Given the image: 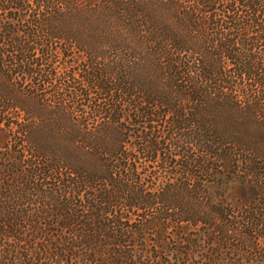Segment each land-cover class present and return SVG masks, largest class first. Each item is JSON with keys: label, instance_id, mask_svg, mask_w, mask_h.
<instances>
[{"label": "rangeland", "instance_id": "rangeland-1", "mask_svg": "<svg viewBox=\"0 0 264 264\" xmlns=\"http://www.w3.org/2000/svg\"><path fill=\"white\" fill-rule=\"evenodd\" d=\"M170 7L167 0H0V43L9 45L5 31L12 32L15 28L16 34H11V40L17 46H4L5 51L9 55L14 51L20 59L29 57L36 66L33 78L19 74L16 82H10L6 74L0 72V127H4V120L5 123H27L32 138L31 144L23 142L20 134L14 133L15 124H11V130H5L11 149L18 152L17 157L30 159V154L37 150L46 156L70 153L75 156V162L98 168L99 158L94 152L104 153L106 149L116 148L121 140L129 156L136 157V172L141 173L137 178L141 177L152 190L165 182L191 185L200 181L213 198L220 201L223 198L216 194L215 188L221 187L222 174V180L229 183L224 207L235 209L239 196L232 188L238 185L236 180L243 182L240 178L245 168L243 160L259 162L260 173L264 174V42L255 43L252 48L249 62L255 68L250 75H238L229 60L218 63L213 83H220L213 86L223 96L215 101L206 93L202 98L199 89L193 86H199V82L191 80L193 74L190 75L187 68H182L178 76L169 68L159 69V63L164 66L159 60L160 54L171 53L173 48L172 43L165 40L171 35L170 29L177 18L167 11ZM125 16L131 18L127 23ZM191 44L194 42L189 40L187 46ZM194 53H175L173 58L193 68L200 62L198 54ZM14 63L7 58L9 69ZM196 91L198 104L193 103ZM150 96L154 100L144 105ZM27 108L32 114H26ZM142 109L150 110L154 116L146 119V111ZM112 115L114 119L121 116L125 124L130 122L131 137L123 138L120 126L109 123ZM172 119H182L187 124L198 122L197 127L189 124L191 133L202 129L217 148L233 150L232 160L229 158L227 162L231 168L222 169L223 161L215 162L211 155L201 153V149H194L193 154L189 149L185 154L186 159H195L196 163L179 159L176 155L183 154V150L179 152L176 146L182 141L171 142ZM151 126L155 128L151 135L161 146L158 157L148 163L144 154L147 143L139 133L144 136ZM233 138L239 147L232 145ZM86 143L104 150L92 149L87 154L85 149L78 148ZM32 160V163L37 162L36 158ZM183 161H187L189 174L181 167ZM229 171L235 172L232 176L235 179L231 173L228 175ZM236 174L240 176L237 178ZM221 189L223 191V187ZM233 213L235 221H241L237 209ZM153 216H156L155 209L147 208L142 218ZM161 225H165L163 241L175 248L178 239L171 223ZM201 227L200 224L189 227L188 232L196 234L197 230L202 231ZM237 229V226L225 227L223 236H227L229 244L221 239L224 245L221 251L231 262L255 259L259 248L264 252L261 239L250 248L242 247ZM208 231L210 229L205 227L202 232L207 235ZM153 233L149 231V235ZM227 263H230L228 259Z\"/></svg>", "mask_w": 264, "mask_h": 264}, {"label": "trees", "instance_id": "trees-1", "mask_svg": "<svg viewBox=\"0 0 264 264\" xmlns=\"http://www.w3.org/2000/svg\"><path fill=\"white\" fill-rule=\"evenodd\" d=\"M167 3L171 6L167 11L177 18L170 29L171 35L167 34L165 39L172 43L173 48L169 44L172 52L160 54L159 60L164 66L159 63V69L169 68L178 76L182 68H187L189 74H193L191 80L199 82L197 86L190 80L201 97L208 93L217 101L218 97L222 98V93L213 86L220 83H213L218 63L229 60L238 75L244 76L255 68L249 59L254 44L264 42V0H167ZM130 20L129 16L124 17V22ZM12 29V32L5 31L9 45L0 43V72L6 74L10 82H16L19 74L33 78L36 66L29 57L20 59L14 51L10 55L5 51V47L17 46L11 40V34H16V29ZM189 40L194 42L191 47L187 46ZM194 51L200 62L193 68L173 58L175 53ZM7 58L15 62L11 69ZM147 98L144 105L154 100L151 96ZM194 98L193 103L198 104L197 91ZM25 111L27 115L32 114L28 108ZM145 111L146 119L154 116L150 110ZM108 119L112 120L110 124L120 126L123 138L132 136L128 132L129 121L125 124L121 116L114 119L113 115ZM5 122L4 127H0V264H228L227 259L229 264H264L261 248L257 249L255 259L248 258V261L231 262L221 251L224 248L222 237L226 244L230 243L227 236H223L225 227H238L242 247L250 248L252 243L256 245L258 240H264V174L260 173L259 162L243 160L245 168L240 177L243 182L236 180L238 185L232 188L239 196L233 208L241 214V221L236 222L235 209L224 207L229 183L222 180V174L223 191L221 187L215 189L223 199L216 201L200 181L191 185L165 182L152 190L141 177L137 178L141 173L136 172V157L129 156L121 140L116 148L106 149L104 153L94 152L99 158L98 168L75 162V156L70 153L46 156L37 150L30 154V159L18 158L5 130H11V124H15L14 133L31 144L28 125ZM170 123L171 142L182 141L176 146L179 152L183 150V154L176 155L179 159L196 163L195 159H186L185 154L189 149L192 154L194 149H201V153L211 155L215 162L223 161L222 169L229 167L228 159L232 160L235 152L217 148L202 129L191 133L189 124L197 127L198 122L187 124L182 119H172ZM147 130L144 136L139 133V137L147 143L146 162L152 163L160 154L161 142L151 135L155 132L153 126ZM232 141L234 147H239L235 138ZM78 148L85 149L87 154L92 149L104 150L89 143ZM137 152L140 155L138 149ZM32 158L37 162L32 163ZM187 165V161L181 164L185 174L191 172ZM230 173L231 177L235 176V172L229 171L228 175ZM147 208H154L156 216L142 218ZM163 222H170L175 230L178 245L173 249L162 239ZM198 224L202 225V231L205 227L210 229L209 233L205 235L197 230L190 235L189 227ZM151 230L154 235H149Z\"/></svg>", "mask_w": 264, "mask_h": 264}]
</instances>
